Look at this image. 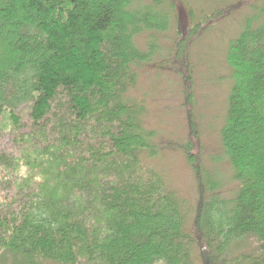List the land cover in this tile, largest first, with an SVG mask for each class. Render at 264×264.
<instances>
[{
	"label": "trees",
	"instance_id": "16d2710c",
	"mask_svg": "<svg viewBox=\"0 0 264 264\" xmlns=\"http://www.w3.org/2000/svg\"><path fill=\"white\" fill-rule=\"evenodd\" d=\"M243 1L220 130L236 187L226 195L188 140L189 207L144 163L159 147L129 95L170 28L169 55L192 72L174 2L0 0V133L13 145L0 150V264H264V0Z\"/></svg>",
	"mask_w": 264,
	"mask_h": 264
},
{
	"label": "rangeland",
	"instance_id": "374dc122",
	"mask_svg": "<svg viewBox=\"0 0 264 264\" xmlns=\"http://www.w3.org/2000/svg\"><path fill=\"white\" fill-rule=\"evenodd\" d=\"M171 2H174L182 32L190 33L185 41L184 52L190 56L188 61L192 60V72L189 73L190 67L185 63L187 59L183 60L184 54L179 58L172 51V55H169V49L175 48L173 40L176 38L174 29L170 28L165 37L159 36L157 39L160 50L152 56L151 62L143 63L137 69V80L130 87L129 95L143 105L142 122L146 128L155 132L154 143L159 147L156 156L147 157L142 154L144 163L157 170L169 189L175 191L191 207L196 204L199 194L192 164L188 162L183 150L188 140L191 142L189 152L196 153L199 147L201 160L205 166L216 170L226 195L236 187L231 180L230 168L220 144V130L224 125L227 96L232 84V71L226 61V54L229 43L240 29L244 18L251 16L252 10L245 8L247 2L243 0ZM210 13L213 14V19L209 26L204 29L202 23L197 27V22ZM145 37V33L135 37L137 45L143 50L147 47ZM180 73L189 75V99L184 98L185 84ZM184 99L191 107L190 113L182 105ZM189 115L194 121L193 128L198 133L196 145L190 138ZM10 144V137L0 133V150L9 148ZM212 157L217 160L212 161ZM242 248L240 249L244 252L251 251L248 247L244 250ZM193 256L197 261L196 255Z\"/></svg>",
	"mask_w": 264,
	"mask_h": 264
}]
</instances>
